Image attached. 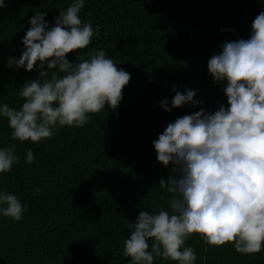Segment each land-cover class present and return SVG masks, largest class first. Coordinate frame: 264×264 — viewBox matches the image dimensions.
I'll list each match as a JSON object with an SVG mask.
<instances>
[{
  "label": "trees",
  "instance_id": "1",
  "mask_svg": "<svg viewBox=\"0 0 264 264\" xmlns=\"http://www.w3.org/2000/svg\"><path fill=\"white\" fill-rule=\"evenodd\" d=\"M0 264H264V0H0Z\"/></svg>",
  "mask_w": 264,
  "mask_h": 264
}]
</instances>
